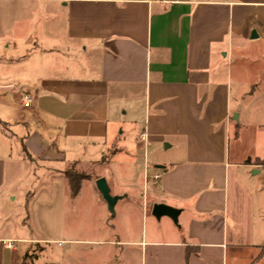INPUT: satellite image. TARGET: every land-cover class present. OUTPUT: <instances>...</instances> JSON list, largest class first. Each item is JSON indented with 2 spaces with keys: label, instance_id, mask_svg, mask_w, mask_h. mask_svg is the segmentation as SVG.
<instances>
[{
  "label": "crops",
  "instance_id": "crops-1",
  "mask_svg": "<svg viewBox=\"0 0 264 264\" xmlns=\"http://www.w3.org/2000/svg\"><path fill=\"white\" fill-rule=\"evenodd\" d=\"M260 88L264 0H0V264L28 263L25 205L44 179L36 162L135 169L121 156L141 137L143 188L147 148L156 171L141 209L179 211L177 227L161 218L150 237L109 245L131 249L139 264H260L257 247L243 253L248 196L229 179L259 174L264 157L239 159V135L227 153L231 123L264 130ZM163 144L176 157L162 159ZM121 174L120 190L103 180L109 196L133 200L139 188ZM48 181L41 194H66L64 176Z\"/></svg>",
  "mask_w": 264,
  "mask_h": 264
},
{
  "label": "rangeland",
  "instance_id": "rangeland-1",
  "mask_svg": "<svg viewBox=\"0 0 264 264\" xmlns=\"http://www.w3.org/2000/svg\"><path fill=\"white\" fill-rule=\"evenodd\" d=\"M248 90V89H247ZM246 90V91H247ZM264 88L258 90L260 94ZM244 102L249 103L252 90ZM257 93V92H256ZM264 117V103L258 106ZM1 131H3L2 127ZM231 130L227 136L229 146L227 153L232 159L235 138L241 139L240 150L237 151L239 159L252 155L255 158L264 157V130L241 131L231 123ZM6 130V129H5ZM139 128L135 131L138 132ZM242 130V129H241ZM7 132V130H6ZM243 136V137H242ZM146 139L141 141L140 146L134 154L126 152L121 159L135 161V169L132 165L120 167L103 164L98 167L85 165L71 166L72 163L46 165L36 162L34 174L36 178L32 198L25 205L27 225L30 231L26 232L27 238L34 241L26 246L29 255L25 256L27 264H139L138 258L134 256L131 249L109 245L115 240H133L141 238V233L146 232L147 237L152 235L154 219L150 216V210L143 212L141 209L144 198L143 192L151 195L154 190L152 177L156 174L155 166L152 165L150 157L153 154L151 148H147L149 161L145 162V188H143L144 171L142 166L143 145ZM132 143L130 147H132ZM162 159L176 157L175 151L165 150L162 145ZM112 151V150H111ZM109 151V154H111ZM264 158L261 160L263 162ZM239 162V160H236ZM234 162L237 163V162ZM259 161V160H258ZM257 161V162H258ZM84 161H81L83 163ZM232 162V161H231ZM264 165V162H263ZM74 172L82 179V190L76 202L69 200L68 190L60 197L55 189L54 194H41V190L52 187L48 179L64 176L65 172ZM60 172V173H59ZM129 173L131 182L139 189L134 190L133 200L118 201L113 217L108 213L105 203L98 194L95 184L99 180H105L109 188L120 190L124 186L121 173ZM237 170L231 171L230 185H236L243 192H246L248 200L244 208L247 214L241 216L243 235H248V242L243 253L251 256V249L258 248V257L264 255V167L259 169V174L252 176V170L245 169L234 177ZM129 178V177H128ZM61 181L56 187H61ZM67 188V185H66ZM93 188V191L91 190ZM94 193L95 197L92 195ZM144 195V194H143ZM8 215L0 214V228H4ZM144 218V219H143ZM233 235V229L229 226V236ZM42 241V242H37ZM260 264H264V257Z\"/></svg>",
  "mask_w": 264,
  "mask_h": 264
},
{
  "label": "water",
  "instance_id": "water-1",
  "mask_svg": "<svg viewBox=\"0 0 264 264\" xmlns=\"http://www.w3.org/2000/svg\"><path fill=\"white\" fill-rule=\"evenodd\" d=\"M251 38H255V35L252 34ZM235 120V118H234ZM258 173L253 172L252 176H256ZM96 190L98 194L100 195L102 201L105 203L107 207L108 213L113 217V210L115 208V205L118 201H120L119 198H111L109 196V192L106 187V183L103 180H99L95 184ZM180 215L179 211L170 209L168 207L162 206V205H154L151 209V217L155 221H159L161 218H166L168 219L174 227H177V219Z\"/></svg>",
  "mask_w": 264,
  "mask_h": 264
},
{
  "label": "trees",
  "instance_id": "trees-1",
  "mask_svg": "<svg viewBox=\"0 0 264 264\" xmlns=\"http://www.w3.org/2000/svg\"><path fill=\"white\" fill-rule=\"evenodd\" d=\"M263 162H262V164H263ZM71 166H75V165L72 164ZM64 177H65L66 183H67V189H68V193H69V198L71 200H73V199H75L77 197V195H78V193L80 191L81 184H82V179H80V177L77 176L73 171L70 172V173L65 172L64 173ZM257 260H260V259H257Z\"/></svg>",
  "mask_w": 264,
  "mask_h": 264
},
{
  "label": "built area",
  "instance_id": "built-area-1",
  "mask_svg": "<svg viewBox=\"0 0 264 264\" xmlns=\"http://www.w3.org/2000/svg\"><path fill=\"white\" fill-rule=\"evenodd\" d=\"M32 100L29 99V98H24L22 100V103H21V106L24 110H29L31 107H32ZM143 140V137H141L140 141ZM2 248L3 250H6V251H12L13 250V243L11 242H6V243H2Z\"/></svg>",
  "mask_w": 264,
  "mask_h": 264
}]
</instances>
